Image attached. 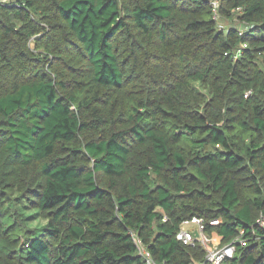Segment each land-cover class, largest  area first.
Here are the masks:
<instances>
[{
  "label": "trees",
  "instance_id": "obj_1",
  "mask_svg": "<svg viewBox=\"0 0 264 264\" xmlns=\"http://www.w3.org/2000/svg\"><path fill=\"white\" fill-rule=\"evenodd\" d=\"M216 1L0 0V264H264V0Z\"/></svg>",
  "mask_w": 264,
  "mask_h": 264
},
{
  "label": "built area",
  "instance_id": "obj_2",
  "mask_svg": "<svg viewBox=\"0 0 264 264\" xmlns=\"http://www.w3.org/2000/svg\"><path fill=\"white\" fill-rule=\"evenodd\" d=\"M214 11L217 12L219 8V3L214 2ZM216 7V8H215ZM216 9V10H215ZM219 225V221H212L211 226ZM264 226V222L262 224ZM193 227V229H191ZM194 227L196 229H194ZM196 233L198 234L196 236ZM214 234V233H213ZM206 232V223L203 219L194 218L193 220L186 221L182 226L181 230L177 234V239L183 242L185 245L196 247L200 245L206 247L209 244L211 236ZM135 245L138 250V255L145 261L146 264H160L154 260L150 252L144 246L142 241L132 233ZM248 241L243 238H238L236 241L228 244L227 246H222L220 248H214L211 252L207 248L206 253V263L209 264H225L227 261L233 259L236 255L237 246L247 245Z\"/></svg>",
  "mask_w": 264,
  "mask_h": 264
},
{
  "label": "rangeland",
  "instance_id": "obj_3",
  "mask_svg": "<svg viewBox=\"0 0 264 264\" xmlns=\"http://www.w3.org/2000/svg\"><path fill=\"white\" fill-rule=\"evenodd\" d=\"M4 2H6V1H13V0H3ZM215 2H217L216 0H215ZM216 8V7H215ZM216 10V9H215ZM227 25H228V22H223V21H220L219 22V26H218V28L221 30V29H223L224 27H227ZM218 29V30H219ZM31 46H32V48H34V44L32 43L31 44ZM205 222V221H204ZM35 223H37V222H35ZM185 223V222H184ZM184 225V224H183ZM182 225V226H183ZM191 229H193V227L191 228ZM194 229H196L195 227H194ZM197 234V233H196ZM215 235H217L216 233H214L212 236H211V238H210V240H209V244H207L206 245V247H203L204 249H205V252L207 253V248H208V250H210V252L214 249V248H220V247H222L221 246V243H222V240H219V238L218 239H216L217 238V236H215ZM214 237H216V238H214Z\"/></svg>",
  "mask_w": 264,
  "mask_h": 264
},
{
  "label": "crops",
  "instance_id": "obj_4",
  "mask_svg": "<svg viewBox=\"0 0 264 264\" xmlns=\"http://www.w3.org/2000/svg\"><path fill=\"white\" fill-rule=\"evenodd\" d=\"M215 236H217V235H215ZM214 238H216V237H214ZM219 238V240H222V238H220L219 236H217V238L216 239H218Z\"/></svg>",
  "mask_w": 264,
  "mask_h": 264
},
{
  "label": "water",
  "instance_id": "obj_5",
  "mask_svg": "<svg viewBox=\"0 0 264 264\" xmlns=\"http://www.w3.org/2000/svg\"><path fill=\"white\" fill-rule=\"evenodd\" d=\"M198 234H196V236H197Z\"/></svg>",
  "mask_w": 264,
  "mask_h": 264
}]
</instances>
